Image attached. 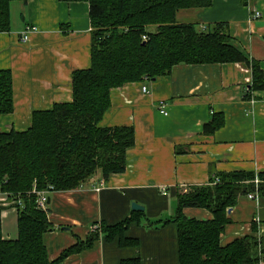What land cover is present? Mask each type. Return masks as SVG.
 <instances>
[{"label": "crops", "instance_id": "0c3cea01", "mask_svg": "<svg viewBox=\"0 0 264 264\" xmlns=\"http://www.w3.org/2000/svg\"><path fill=\"white\" fill-rule=\"evenodd\" d=\"M210 1L202 10H185L182 19L179 11L177 22L195 23L200 31L221 26L229 44L258 63L264 76V0ZM255 12L261 17L253 19ZM88 14L87 2L10 4V30L0 32V70L11 73L13 112L0 116V133L24 132L34 112L72 101V73L90 66ZM27 29L24 43L21 37ZM250 83L251 70L240 63L181 64L168 75L113 88L110 108L99 125L133 127L134 146L127 151L122 174L107 180L96 175L76 190L47 193L52 230L43 242L49 261L85 242L96 223L115 225L134 212H143L151 221L173 217L176 194L208 184L216 173L264 172V91H251L247 98ZM161 104L166 106V116L159 112ZM217 114L223 125L205 135L204 125ZM6 203L1 213L2 238L15 240L16 213ZM132 203L143 211H133ZM230 210V223L220 236L222 245L252 235V223L259 231L255 235H261L263 199L241 197ZM183 214L197 220L211 218L203 209L187 208ZM125 235L138 240V247H119L117 240L106 242L100 235L91 248L59 264H120L130 259L140 264H178L175 224L154 229L132 223Z\"/></svg>", "mask_w": 264, "mask_h": 264}, {"label": "trees", "instance_id": "16d2710c", "mask_svg": "<svg viewBox=\"0 0 264 264\" xmlns=\"http://www.w3.org/2000/svg\"><path fill=\"white\" fill-rule=\"evenodd\" d=\"M25 0H0V32L10 30V4ZM87 2L92 28L90 66L72 73V101L54 104L32 114L24 132L0 133V192L8 195L16 213L17 237L5 240L1 233L0 264H59L71 255L93 246L99 236L119 247H138L126 237L132 223L146 228L177 226L178 264H261L264 262V221L261 235L251 224L252 235L226 245L220 236L230 223L227 211L239 198L256 193L264 200V172L216 173L208 184L192 186L173 198L174 215L155 221L134 212L115 225L99 224L85 242L61 252L50 262L43 236L52 230L47 213L36 207L33 191L47 193L78 189L99 175L107 180L122 174L127 151L133 148V127H101L110 108V91L142 78L168 75L176 65L240 63L251 70V91H264V76L258 63L229 44L221 26L200 31L195 23H178L183 10H202L210 0H59ZM153 27V29H151ZM142 37H146L144 41ZM144 43V44H143ZM13 112L12 77L0 70V116ZM223 125L220 115L203 127L205 135ZM257 180L255 184L254 181ZM19 200L21 206L16 205ZM203 209L211 218H187L183 210ZM98 224V223H96ZM120 264H140L138 259Z\"/></svg>", "mask_w": 264, "mask_h": 264}, {"label": "built area", "instance_id": "2783aa9c", "mask_svg": "<svg viewBox=\"0 0 264 264\" xmlns=\"http://www.w3.org/2000/svg\"><path fill=\"white\" fill-rule=\"evenodd\" d=\"M261 15L259 12H255L254 16H253V19H258L260 18ZM28 32H29V29H27L26 33L22 35L21 37V40L22 42H27L28 40ZM142 39L145 41L146 40V37H142ZM146 79V78H145ZM148 79V78H147ZM141 91L143 94H147L148 93V90H147V87L145 86H142L141 88ZM159 112L160 114L166 116L167 115V112H166V106L165 104H161L160 107H159ZM254 183L256 184L257 183V180L254 181ZM103 186V182H101V185H99L98 187L94 188V190L96 192H98L100 190L99 187ZM33 194L36 196V200H35V204H36V207L41 210L42 212L44 213H47L48 212V198H47V192L46 191H41V192H36V191H33ZM7 197L8 195L6 193H1L0 192V203L2 205H5L7 204L6 201H7ZM246 198L250 199V200H254V199H257L258 198V195H256V193H251V194H248L246 196ZM16 205L19 207L21 206V203L19 200L16 201ZM49 216V215H48ZM99 229V224H94L92 225V228H91V232H94L96 230Z\"/></svg>", "mask_w": 264, "mask_h": 264}, {"label": "water", "instance_id": "95a60500", "mask_svg": "<svg viewBox=\"0 0 264 264\" xmlns=\"http://www.w3.org/2000/svg\"><path fill=\"white\" fill-rule=\"evenodd\" d=\"M144 44V43H143ZM49 201V200H48ZM47 203H49V202H47ZM131 209L133 210V211H143V207L142 206H140V205H138V204H136V203H132L131 204ZM230 209L227 211V214H229L230 213Z\"/></svg>", "mask_w": 264, "mask_h": 264}, {"label": "rangeland", "instance_id": "374dc122", "mask_svg": "<svg viewBox=\"0 0 264 264\" xmlns=\"http://www.w3.org/2000/svg\"><path fill=\"white\" fill-rule=\"evenodd\" d=\"M182 12H185V10L184 11H181V14L179 15V18L180 19H182L183 15L185 14V13H182Z\"/></svg>", "mask_w": 264, "mask_h": 264}, {"label": "bare ground", "instance_id": "6f19581e", "mask_svg": "<svg viewBox=\"0 0 264 264\" xmlns=\"http://www.w3.org/2000/svg\"><path fill=\"white\" fill-rule=\"evenodd\" d=\"M12 204V203H11Z\"/></svg>", "mask_w": 264, "mask_h": 264}]
</instances>
